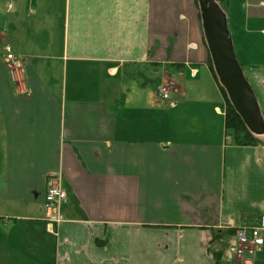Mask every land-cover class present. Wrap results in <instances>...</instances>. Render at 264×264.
<instances>
[{
  "label": "crops",
  "instance_id": "crops-1",
  "mask_svg": "<svg viewBox=\"0 0 264 264\" xmlns=\"http://www.w3.org/2000/svg\"><path fill=\"white\" fill-rule=\"evenodd\" d=\"M14 5L46 23L0 33V264H264V234L229 250L264 214V133L229 143L197 0ZM225 13L264 118V0ZM49 179L67 193L51 217Z\"/></svg>",
  "mask_w": 264,
  "mask_h": 264
},
{
  "label": "water",
  "instance_id": "water-1",
  "mask_svg": "<svg viewBox=\"0 0 264 264\" xmlns=\"http://www.w3.org/2000/svg\"><path fill=\"white\" fill-rule=\"evenodd\" d=\"M204 40L219 84L248 130L264 133V118L255 93L237 60L227 16L216 0H197Z\"/></svg>",
  "mask_w": 264,
  "mask_h": 264
},
{
  "label": "built area",
  "instance_id": "built-area-1",
  "mask_svg": "<svg viewBox=\"0 0 264 264\" xmlns=\"http://www.w3.org/2000/svg\"><path fill=\"white\" fill-rule=\"evenodd\" d=\"M5 61L11 72L16 71L19 67V63L16 55L12 52L9 45L4 47ZM157 93L163 100H168V85H161ZM66 191L57 184L53 179L47 181V188L44 195V208L46 214L51 217L54 215L55 209L66 198ZM264 231V215L260 217L259 223L256 227L246 228L238 227L234 234V244L230 247L236 255L240 256L244 253L245 249L249 246L253 248H259L263 244L262 232Z\"/></svg>",
  "mask_w": 264,
  "mask_h": 264
},
{
  "label": "rangeland",
  "instance_id": "rangeland-1",
  "mask_svg": "<svg viewBox=\"0 0 264 264\" xmlns=\"http://www.w3.org/2000/svg\"><path fill=\"white\" fill-rule=\"evenodd\" d=\"M12 2V0H0V33L1 34H5V35H11V36H16V32L18 31H12V21H15V25H17V29H19L18 25L22 23V21L27 20L28 17H31L30 14H28V12H24L19 14V12L17 11V9L15 8V5L13 6V8L10 10L9 8V3ZM29 20L35 22V23H40L41 26V30L42 32L40 33H44V24L46 23V21L44 20V18L40 17L39 15L37 16H32ZM55 35L58 36V22H57V26L55 29ZM40 36L42 37L43 34H40ZM5 41V40H4ZM6 44V43H5ZM4 44V45H5ZM39 44V43H38ZM3 45V46H4ZM41 45V42H40ZM2 44H0V56L2 54ZM46 60V59H45ZM43 61V60H42ZM50 61V60H49ZM52 65V64H51ZM56 65V63H55ZM55 68V66H54ZM149 66H140L138 67L137 70L140 71H148L149 70ZM17 71V70H16ZM142 73V72H141ZM18 74V71H17ZM53 76H55V79L57 78V71L53 70L52 71ZM136 80L138 83H140L141 81H145L146 79L144 78L143 74L136 76ZM159 83V78L156 79V84ZM148 87L150 88V83L148 82ZM257 136V135H256ZM260 135H258L257 137H259ZM1 150V148H0ZM2 159H3V152L0 153V179L2 178ZM264 234V231L262 232V235ZM261 247V246H260ZM227 264V263H225Z\"/></svg>",
  "mask_w": 264,
  "mask_h": 264
},
{
  "label": "trees",
  "instance_id": "trees-1",
  "mask_svg": "<svg viewBox=\"0 0 264 264\" xmlns=\"http://www.w3.org/2000/svg\"><path fill=\"white\" fill-rule=\"evenodd\" d=\"M221 8L225 11L226 6L228 3V0H216ZM209 63L211 65V59L209 56ZM220 88L223 92L224 95V100H225V130H226V135L229 138V143L232 144H237V145H255L260 142L258 137L251 133L248 128L245 126L244 122L238 115V113L234 110L232 105L230 104L226 93L222 86L220 85ZM235 231V230H234ZM231 243H229V246Z\"/></svg>",
  "mask_w": 264,
  "mask_h": 264
}]
</instances>
